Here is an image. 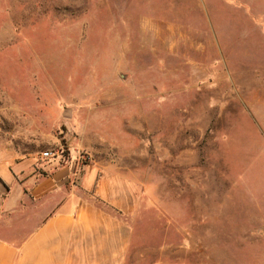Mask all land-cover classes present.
<instances>
[{
    "label": "rangeland",
    "instance_id": "1",
    "mask_svg": "<svg viewBox=\"0 0 264 264\" xmlns=\"http://www.w3.org/2000/svg\"><path fill=\"white\" fill-rule=\"evenodd\" d=\"M46 149L141 185L133 264H264V0H0V153Z\"/></svg>",
    "mask_w": 264,
    "mask_h": 264
},
{
    "label": "crops",
    "instance_id": "2",
    "mask_svg": "<svg viewBox=\"0 0 264 264\" xmlns=\"http://www.w3.org/2000/svg\"><path fill=\"white\" fill-rule=\"evenodd\" d=\"M85 154L0 153V264H133L141 185Z\"/></svg>",
    "mask_w": 264,
    "mask_h": 264
},
{
    "label": "built area",
    "instance_id": "3",
    "mask_svg": "<svg viewBox=\"0 0 264 264\" xmlns=\"http://www.w3.org/2000/svg\"><path fill=\"white\" fill-rule=\"evenodd\" d=\"M63 155V151L58 149H48L42 152V158L44 160L57 159L59 157H62Z\"/></svg>",
    "mask_w": 264,
    "mask_h": 264
}]
</instances>
